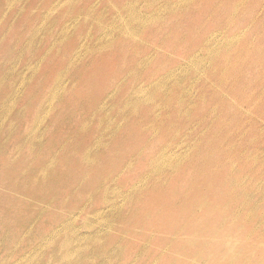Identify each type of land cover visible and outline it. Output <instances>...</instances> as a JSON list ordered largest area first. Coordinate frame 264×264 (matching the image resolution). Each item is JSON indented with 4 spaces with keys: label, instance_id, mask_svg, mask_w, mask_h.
<instances>
[{
    "label": "rangeland",
    "instance_id": "obj_1",
    "mask_svg": "<svg viewBox=\"0 0 264 264\" xmlns=\"http://www.w3.org/2000/svg\"><path fill=\"white\" fill-rule=\"evenodd\" d=\"M0 264H264V0H0Z\"/></svg>",
    "mask_w": 264,
    "mask_h": 264
},
{
    "label": "bare ground",
    "instance_id": "obj_2",
    "mask_svg": "<svg viewBox=\"0 0 264 264\" xmlns=\"http://www.w3.org/2000/svg\"><path fill=\"white\" fill-rule=\"evenodd\" d=\"M66 243V242H65ZM68 244V243H67Z\"/></svg>",
    "mask_w": 264,
    "mask_h": 264
}]
</instances>
